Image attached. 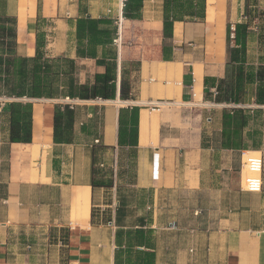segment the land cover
Listing matches in <instances>:
<instances>
[{"label":"crops","instance_id":"obj_1","mask_svg":"<svg viewBox=\"0 0 264 264\" xmlns=\"http://www.w3.org/2000/svg\"><path fill=\"white\" fill-rule=\"evenodd\" d=\"M1 1L14 18L18 56L33 58L39 49L44 58L71 59L77 82L91 86L104 71L96 59L105 55L115 60L116 77L106 99L70 98L61 86L39 97L0 95V264H264V222L250 221L251 209L242 206L209 216L204 226L202 201L214 174L204 156L237 152L220 147L225 103L204 99V77H225L237 23L248 25L247 64L264 66V0H167V7L166 0ZM166 14L175 17L169 35ZM84 17L110 21L99 27L110 30L112 42L96 44L94 58L77 54L76 21ZM209 90L214 97L215 87ZM255 92V83L247 86L242 106L264 113ZM162 100L178 108L145 105ZM199 100L203 106L193 109ZM13 102L31 104L30 142L9 140ZM56 104L73 110L69 142L54 141ZM207 104L216 109L206 118L214 124L209 140ZM133 107L137 144L120 145V110ZM129 230L131 241L139 235L141 242L126 263Z\"/></svg>","mask_w":264,"mask_h":264},{"label":"trees","instance_id":"obj_2","mask_svg":"<svg viewBox=\"0 0 264 264\" xmlns=\"http://www.w3.org/2000/svg\"><path fill=\"white\" fill-rule=\"evenodd\" d=\"M166 0V7H167ZM0 0V95L20 97L30 95L39 97L43 93L62 92L60 86L65 88L70 98L94 99L111 98L114 92L116 77L115 60H106L105 55L96 59L98 65L104 67L102 73H96L94 83L79 84L75 77L77 66L71 59L64 57L44 58L43 53L37 49L33 58L18 56L15 53L16 32L14 18L2 12ZM248 16V11L245 12ZM124 16H129L124 11ZM174 16L166 17L163 21V33L169 35ZM106 18L91 19L79 18L76 21V38L78 42L77 54L81 57H95V45L110 43L112 38L107 27L100 28V24H109ZM247 23H237L234 29L230 28L232 42L228 50L225 77L216 79L204 77V99L216 103H225L221 111L220 147L223 149L242 150L255 146L257 129L249 128L257 121L261 110L243 107L247 86L255 83V102L264 103V66L248 65L246 60V38L248 35ZM43 34L38 35V43H43ZM83 40L87 46L82 47ZM114 58V54H111ZM63 62L64 69L60 66ZM210 87H215L212 96ZM128 84L121 81L120 97H127ZM120 110L118 142L120 145H136L138 135V109ZM74 113L68 105L56 104L53 115V138L55 142H69L72 139V123ZM9 140L11 142L31 141V104L13 102L9 112ZM98 168V167H97ZM94 168V173L98 172ZM97 180L92 181L93 186L101 185ZM110 185V184H108ZM117 242V239H116ZM139 235L131 241L130 230L126 232L125 256L126 263H130V254L134 244L140 243ZM117 259V252H116ZM140 262V261H139ZM117 264V261L115 262Z\"/></svg>","mask_w":264,"mask_h":264},{"label":"rangeland","instance_id":"obj_3","mask_svg":"<svg viewBox=\"0 0 264 264\" xmlns=\"http://www.w3.org/2000/svg\"><path fill=\"white\" fill-rule=\"evenodd\" d=\"M160 104L161 111H168L178 108V105L173 104L171 101H164ZM193 109L201 108L202 102L199 100L193 105ZM189 106V105H188ZM189 108V107H188ZM202 114V124L204 130V137L209 140L214 137V124L207 122V117H214L215 108L210 104L205 105ZM264 113L260 112L257 116V121L254 122L252 128L257 129L255 146H249L244 150L261 151L264 158ZM241 150H237L231 156L229 153L221 154H208L204 156V168L213 169L214 174L206 177V188L202 192V201L204 208V226L209 216L224 217L227 212L235 211L247 206L251 210L247 213V218L252 222H264V181L263 190L259 193H251L241 190V175L244 177L246 168L242 167ZM217 170V171H215ZM244 170V171H242ZM264 174V172H263ZM212 180V181H211Z\"/></svg>","mask_w":264,"mask_h":264},{"label":"built area","instance_id":"obj_4","mask_svg":"<svg viewBox=\"0 0 264 264\" xmlns=\"http://www.w3.org/2000/svg\"><path fill=\"white\" fill-rule=\"evenodd\" d=\"M119 23L120 20H118V28L120 27ZM160 102L163 101H147L145 105L150 109H159ZM241 156L243 159L242 167L245 166L246 168L244 177L241 175V190L251 193L261 192L263 190L264 172V158L262 153L259 151H241Z\"/></svg>","mask_w":264,"mask_h":264},{"label":"bare ground","instance_id":"obj_5","mask_svg":"<svg viewBox=\"0 0 264 264\" xmlns=\"http://www.w3.org/2000/svg\"><path fill=\"white\" fill-rule=\"evenodd\" d=\"M255 152H257V151H255ZM242 171H244V170H242ZM245 172V171H244ZM246 173V172H245Z\"/></svg>","mask_w":264,"mask_h":264}]
</instances>
